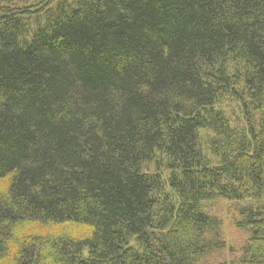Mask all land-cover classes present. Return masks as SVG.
<instances>
[{
	"label": "trees",
	"instance_id": "obj_1",
	"mask_svg": "<svg viewBox=\"0 0 264 264\" xmlns=\"http://www.w3.org/2000/svg\"><path fill=\"white\" fill-rule=\"evenodd\" d=\"M0 181V264H264V0H0Z\"/></svg>",
	"mask_w": 264,
	"mask_h": 264
},
{
	"label": "rangeland",
	"instance_id": "obj_2",
	"mask_svg": "<svg viewBox=\"0 0 264 264\" xmlns=\"http://www.w3.org/2000/svg\"><path fill=\"white\" fill-rule=\"evenodd\" d=\"M229 104L227 112L238 118L239 113L235 103ZM206 133L201 135L206 137ZM142 170L146 173H153L154 165L152 163L145 164ZM6 185L5 181H0V190ZM251 201H228L218 199L202 204V210L212 217L220 221V236L225 243L226 248L222 251H213L200 260V264H237L239 259V251L248 239V231L237 228V224L243 219L240 209L248 205H252ZM66 232L74 237H81L87 233L86 228L79 225L67 224L61 228L55 229V232Z\"/></svg>",
	"mask_w": 264,
	"mask_h": 264
}]
</instances>
